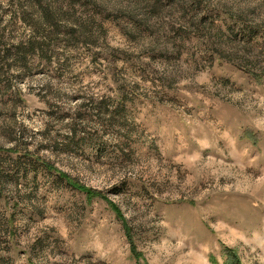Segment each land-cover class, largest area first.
I'll use <instances>...</instances> for the list:
<instances>
[{"label":"rangeland","instance_id":"374dc122","mask_svg":"<svg viewBox=\"0 0 264 264\" xmlns=\"http://www.w3.org/2000/svg\"><path fill=\"white\" fill-rule=\"evenodd\" d=\"M0 264H264V0H0Z\"/></svg>","mask_w":264,"mask_h":264},{"label":"trees","instance_id":"16d2710c","mask_svg":"<svg viewBox=\"0 0 264 264\" xmlns=\"http://www.w3.org/2000/svg\"><path fill=\"white\" fill-rule=\"evenodd\" d=\"M64 177H62V179H63ZM65 179V178H64ZM70 184V183H69Z\"/></svg>","mask_w":264,"mask_h":264}]
</instances>
